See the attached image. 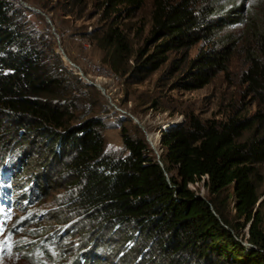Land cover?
<instances>
[{
	"label": "trees",
	"instance_id": "1",
	"mask_svg": "<svg viewBox=\"0 0 264 264\" xmlns=\"http://www.w3.org/2000/svg\"><path fill=\"white\" fill-rule=\"evenodd\" d=\"M59 2L97 17L88 36L101 61L132 83L170 61L168 72L180 73L175 88L200 89L240 52V82L256 109L224 119L184 115L162 134V166L146 138L122 125L123 153L112 156L103 118L84 110L92 85L46 53L27 8L0 0V188L38 200L61 192L54 218L74 221L78 255L49 264H264L254 184L264 161V0H151L137 48L123 23L145 0ZM172 53L182 58L171 61Z\"/></svg>",
	"mask_w": 264,
	"mask_h": 264
},
{
	"label": "rangeland",
	"instance_id": "2",
	"mask_svg": "<svg viewBox=\"0 0 264 264\" xmlns=\"http://www.w3.org/2000/svg\"><path fill=\"white\" fill-rule=\"evenodd\" d=\"M16 1L39 9L49 17L52 25L37 12L29 10L27 13L46 53L50 56L57 53L73 74L85 83L92 82L104 90L103 94L92 85L93 89L84 93L82 101L84 110L103 118L106 125L105 151L112 156L123 153L120 136L122 125L137 130L139 135L146 138V132L160 133L162 136L167 125L184 123L186 114L192 113L202 120L224 119L233 112L250 115L256 109L254 99L245 93L240 82V75L246 68L240 52L231 57L227 72L217 74L200 89L175 88L174 82L180 73L168 72L170 61L143 82L132 83L117 77L101 61L102 52L88 36L98 26L97 17H92L91 13H68L59 0ZM150 2L145 0L141 10L123 23L134 48L142 44L148 33ZM200 47L197 43L190 49L188 56L194 57ZM65 56L80 70L70 66ZM169 57L171 61L177 62L182 58V53H172ZM129 115L136 118L138 123ZM128 119L130 121H126ZM161 138L156 146L159 156L165 152ZM149 149L151 155L157 157L155 150L151 147ZM256 168L254 184L260 196L259 215L264 232V161L256 164ZM194 186L201 195L206 194L202 182ZM24 193L20 191L15 195L12 192L4 195L0 188V264H49L53 258H76L77 236L71 227L74 221L63 224L54 218L56 208L57 214H60L61 209L56 200L61 192L53 191L39 200L23 199ZM14 197L17 203L13 201ZM233 204L234 200L229 207L230 211L234 208Z\"/></svg>",
	"mask_w": 264,
	"mask_h": 264
},
{
	"label": "water",
	"instance_id": "3",
	"mask_svg": "<svg viewBox=\"0 0 264 264\" xmlns=\"http://www.w3.org/2000/svg\"><path fill=\"white\" fill-rule=\"evenodd\" d=\"M22 4H23V3H22ZM23 6H25L28 10H31V11L37 12V13H39V14L45 16L47 23L50 24V25H52V24H51V21H50V19H49V17H48L45 13L41 12V10L36 9V8H34V7H31V6H28V5L25 4V3L23 4ZM65 59L69 62L70 66H72V67L77 68L78 70H80L79 67L76 66L74 63H72V62H71L66 56H65ZM80 75L82 76V74H80ZM86 80H87V79H86ZM90 84L93 85V86H95V87L98 88L99 90H101V92L104 94V90L102 89L101 86L96 85V84H94V83H92V82H90ZM123 114H125V113H123ZM129 117H130L132 120H134V121H136V122L138 123V121H137L136 118H134V117L131 116V115H129ZM176 125H178V124H176ZM146 139H147V137H146ZM147 140H148V139H147ZM148 143L150 144L149 140H148ZM150 145H151V144H150ZM151 148L154 149L152 145H151ZM155 153L157 154L158 162H159V163L161 164V166H162V163L159 161V157H160V156L158 155L157 151H155Z\"/></svg>",
	"mask_w": 264,
	"mask_h": 264
},
{
	"label": "bare ground",
	"instance_id": "4",
	"mask_svg": "<svg viewBox=\"0 0 264 264\" xmlns=\"http://www.w3.org/2000/svg\"><path fill=\"white\" fill-rule=\"evenodd\" d=\"M174 125H176V124H169V125H167L166 127H167V129H168V127L170 126V127H172V126H174ZM169 127V128H170ZM146 137H147V139L149 140V142H150V144L153 146V150H155L156 151V146H157V142H158V140H160V138L162 137L161 136V134L160 133H147L146 132ZM147 140V141H148ZM149 144V145H150ZM151 145H150V147H151ZM157 153H158V151H157Z\"/></svg>",
	"mask_w": 264,
	"mask_h": 264
}]
</instances>
